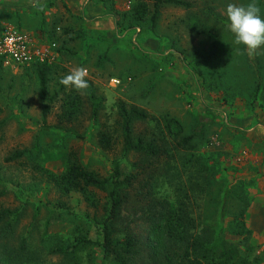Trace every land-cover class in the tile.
Segmentation results:
<instances>
[{"label":"rangeland","instance_id":"rangeland-1","mask_svg":"<svg viewBox=\"0 0 264 264\" xmlns=\"http://www.w3.org/2000/svg\"><path fill=\"white\" fill-rule=\"evenodd\" d=\"M64 1L55 5L56 18L54 13L51 19L39 12V20L32 22L31 15L28 22L36 28L31 32L32 40L53 42L57 48L47 84L52 100L44 118L33 68L0 69V210L20 212L13 234L0 238L4 243L0 248L15 247L26 234L44 264H58L60 254L49 251L69 249L83 238L91 244L75 250L78 264H109L98 246L99 221L107 207L105 192L91 188L95 206L88 205L77 192L56 191L37 166L59 173L71 153L98 177L109 180L116 165L121 178L142 157L122 152L115 108L120 101L143 109L157 122L162 117L175 118L185 135L196 126L198 135L190 146L170 151L174 154L168 160L170 167L153 195L166 196L171 212L177 204L185 207L194 220L193 233L211 247L206 264H264V212L259 211L258 193L253 190L258 170L250 168L238 152L243 147L242 135H233L222 122L214 124L215 102L209 99L217 86L216 78L225 84L242 71L240 64L233 70L229 64L243 48L233 43L226 7L229 3L246 5L251 0H181L188 7L161 2L152 25L148 14L139 24L125 22L114 0H100L109 19L102 16L96 24L74 20ZM121 1L127 6L141 2L147 5L148 13L151 11L152 0ZM15 2L13 7L4 0L14 11L29 4V0ZM256 2L264 18V0ZM15 24V29L28 33ZM253 59L251 56L250 61ZM76 67L88 70L85 95L59 83ZM111 77L118 79V85L108 82ZM69 92L80 99V112L70 122H58L60 100ZM155 124L136 121L132 134L148 135L156 129ZM100 130L111 136L113 144L108 150L96 143ZM162 133L171 143L164 129ZM253 148L257 154L264 145ZM193 155L210 168L205 178L195 164L187 163V157ZM131 210L127 205L121 209L118 228L132 217ZM138 214L130 225L144 237L145 226L136 218ZM135 264L144 263L137 260Z\"/></svg>","mask_w":264,"mask_h":264},{"label":"trees","instance_id":"trees-1","mask_svg":"<svg viewBox=\"0 0 264 264\" xmlns=\"http://www.w3.org/2000/svg\"><path fill=\"white\" fill-rule=\"evenodd\" d=\"M161 2L173 6L188 7L181 0H152L151 11L147 12V5L143 3L130 4L129 8L121 11V15L130 25L139 24L148 14L151 25L154 23L158 7ZM57 48L55 47V50ZM36 79V90L41 101L40 114L44 118L48 113V102L52 98L47 94L49 75L52 72L51 64H30ZM3 66L0 64V69ZM80 99L72 92L64 94L60 100V111L56 115L58 122H70L80 112ZM116 124L121 137L122 152H134L142 157L131 169L119 178L118 168L115 165L109 180L98 177L94 172L80 165L74 155L68 153L63 169L59 173L45 170L39 166L37 169L44 175L48 184L53 186L60 194L77 192L88 205L95 206L91 188L105 192L106 204L104 217L99 221L100 242L98 246L103 258L109 259V264H135L137 260L148 264H206L211 247L202 242L193 233L194 220L182 204H177L173 212L169 211L170 201L166 196L155 197L153 190L165 177L170 167L169 158H173L178 148L190 146L193 137L198 135L196 126L194 130L185 135L182 133L178 121L173 117H162L160 122L134 105L126 106L123 102L116 103ZM155 121L156 129L148 135L133 136V123L136 121ZM171 138L166 139L162 130ZM96 143L102 150L111 148L113 141L107 131L97 132ZM187 163L195 164L196 170L204 178L209 175L210 168L201 162L197 156L187 157ZM201 162V163H200ZM206 175V176H205ZM160 178V179H159ZM202 178V179H204ZM174 196V194L172 193ZM131 208L132 217L118 228L121 209L124 206ZM171 208V209H172ZM166 212V214H164ZM144 224V237L133 231L132 218L135 217ZM163 214L162 216H158ZM171 213V216H167ZM20 215L16 209L0 210V238H8L14 232ZM159 220L162 224L159 225ZM158 221V222H157ZM23 234L15 247L0 248L1 264H44L39 259L35 248H32ZM4 243H0L2 246ZM91 244L90 240H78L76 246L69 249H51V254H60L58 264H78L74 255L80 246ZM146 261V262H144Z\"/></svg>","mask_w":264,"mask_h":264},{"label":"crops","instance_id":"crops-1","mask_svg":"<svg viewBox=\"0 0 264 264\" xmlns=\"http://www.w3.org/2000/svg\"><path fill=\"white\" fill-rule=\"evenodd\" d=\"M13 7L16 6V0H7ZM39 0L42 9L34 7L36 0H29V4H22L23 7L18 6L17 10H11L8 5L4 4V0H0V36L7 29L15 28L17 23L26 30L29 36L31 32H35L36 28L32 27L30 23L36 22L41 18L39 12L47 18L53 19L54 13L56 18L57 2L54 0ZM68 1V2H66ZM65 4L69 8V13L72 14L74 20L98 23L100 17L109 19L106 15V5L104 2L97 0V3L88 0H66ZM114 3L121 11L128 9L129 6L124 4L121 0H114ZM130 5V4H128ZM31 11H27L29 8ZM19 14V15H18ZM22 16L25 19L19 17ZM52 16V17H51ZM17 28V27H16ZM2 29V30H1ZM37 41V40H36ZM261 52H264L262 47ZM253 62L250 61L251 56L245 54L238 58L233 57L229 60L231 69L237 64L242 66L241 72H236L237 75H232V79H226L225 84H221L218 80L213 94H210V101L215 102L213 119L216 122H222L223 128L231 131L233 135L237 133L242 135L243 147L238 151L241 153L244 162H248L250 168H257L258 179L255 182V192L258 193V205L261 206L259 211L264 212V149H259L257 154L253 147L256 145L261 147L264 145V55L252 56ZM12 67V66H9ZM9 67L3 66L4 69ZM218 67L216 68V70ZM220 83V84H219ZM212 103V102H211ZM210 103V104H211ZM217 132V130H215ZM215 136V135H214ZM231 148H229L230 150ZM232 152L235 151L232 147Z\"/></svg>","mask_w":264,"mask_h":264},{"label":"clouds","instance_id":"clouds-1","mask_svg":"<svg viewBox=\"0 0 264 264\" xmlns=\"http://www.w3.org/2000/svg\"><path fill=\"white\" fill-rule=\"evenodd\" d=\"M34 7L42 9L39 0H36ZM260 11L256 0H251L246 5L229 3L226 7L227 26L234 36V45L243 48V51H240L239 47L237 49L241 55H264V52L259 51L264 47V18L261 17ZM87 76V68L76 67L69 74L62 77L59 83L67 89L85 95V90L89 88Z\"/></svg>","mask_w":264,"mask_h":264},{"label":"built area","instance_id":"built-area-1","mask_svg":"<svg viewBox=\"0 0 264 264\" xmlns=\"http://www.w3.org/2000/svg\"><path fill=\"white\" fill-rule=\"evenodd\" d=\"M53 42L40 44L18 29L10 28L0 36V64L28 66L30 64H50L55 57ZM109 83L118 85V79L109 78Z\"/></svg>","mask_w":264,"mask_h":264}]
</instances>
